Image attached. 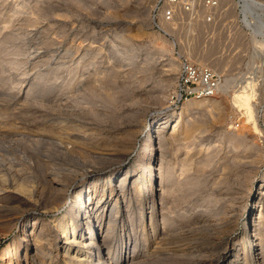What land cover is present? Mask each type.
<instances>
[{"label":"rangeland","instance_id":"rangeland-1","mask_svg":"<svg viewBox=\"0 0 264 264\" xmlns=\"http://www.w3.org/2000/svg\"><path fill=\"white\" fill-rule=\"evenodd\" d=\"M182 1L198 15L179 9L164 33L155 0H0V264H68L60 225L96 186L119 255L245 264L246 246L264 264V0H222L209 22ZM184 58L223 76L218 108H171ZM248 81L246 116L233 97Z\"/></svg>","mask_w":264,"mask_h":264},{"label":"bare ground","instance_id":"bare-ground-1","mask_svg":"<svg viewBox=\"0 0 264 264\" xmlns=\"http://www.w3.org/2000/svg\"><path fill=\"white\" fill-rule=\"evenodd\" d=\"M221 2H222V0H221ZM180 69H181V67H180ZM223 84H224V82L221 81V85H223ZM254 85L255 84L253 82H249L248 85L246 87H244L242 91L234 94V97H233L234 104L240 108H243L245 110L246 114H248L246 116L253 114V107H254L253 106V99H254L255 93H256ZM214 96H216V95H214ZM214 96H212V97L214 98ZM212 97L191 98V99L182 103L183 111L189 110L188 109L189 107L187 106L188 101L194 100V99L200 100V102H199L200 107L206 108L208 110L209 109L214 110L215 108L219 107V102L216 99H213ZM250 117H249V119L254 122L255 121L254 118L252 119V116H250ZM255 126H257V125L255 124ZM189 127H190V125H187V128H189ZM172 137H174V136H172ZM91 180H92V178H90L88 181H91ZM125 185H126V183H124L123 186L121 183V187L119 190L111 188L112 192H115V191L117 192L118 196L116 197L117 198L116 202L117 201L119 202L120 200H122V201H124V203H127V200H126L127 195L125 193L126 192L125 191ZM99 191H100V189H98L96 186L94 188V193H90L87 196V199L85 196H83L81 194H76L77 195V203L81 205L78 212L75 213L76 217H74L72 219V221L69 222L67 225L64 224L63 222L60 225V229H61V231H63L64 238H65L64 242H62V246H63L64 251H62L61 253H62V255H64L63 258L66 259L68 264H104L105 262H109L110 264H138V263L142 264V262H145L146 261L145 259H148V257L152 253H154L155 250L152 251L151 248H148V250L145 251L143 254H141L139 257L137 255L130 256V252L128 253L129 246L127 243H125L122 246L123 250H121L122 252L120 253V255L117 253L118 248L116 251V242H115L117 240V236L114 235L115 228H114L113 223H115L117 221L116 216L118 215V212L115 213V215H112L114 218V221L113 220L107 221V217H106L105 213L107 210L108 203L110 204V202H103L102 203L101 197L100 198L96 197L97 194L99 193ZM18 192H21V194H24V195L28 196L29 198L34 197V192L32 190H30V188H28V187L26 188L24 186H20L18 188ZM95 200H97V202H95ZM106 201H110V200L108 199ZM162 201H163V197H161V202ZM153 209H154V207H153ZM108 212H109V210H108ZM151 216L152 217H151V221H150L151 222L150 226H151V230H152L151 234H153V235H152V237H151V235H150V237H148V239H147L148 241H150V239H156L157 236L159 235L157 227H156L155 216H154V214ZM109 217H111V216H109ZM167 222L168 221H166L164 223L168 224ZM106 227H107V230L105 229ZM258 231H259V229L254 230V232L251 234L252 239L258 238ZM27 233H29V232H27ZM31 233L32 234H30L29 237L26 236L25 240L28 242V239L32 238L30 240V242L33 241L35 244L34 246H36L38 248L36 250L37 254L41 250L44 251L45 250V245L43 243L44 241H43V238L40 237V235H38L37 229L33 228ZM147 245H148V243H147ZM156 245H158V243H156ZM157 247L158 246H156V248ZM95 248H98V249L103 248L104 251L102 252L99 250L100 252L97 251V253H96ZM156 248H153V249H156ZM244 250H245V253H244L245 254V256H244L245 257V259H244L245 264H256L255 260H254L255 257L253 256V253H249V249L246 248V246H245ZM229 252H230L229 249L225 250V253L222 254V257L220 258L218 264H224L223 260L225 259V256L227 254H229ZM257 255H259V254H257ZM136 256H137V258H136ZM27 260H28V254H27ZM134 261H135V263H134Z\"/></svg>","mask_w":264,"mask_h":264},{"label":"built area","instance_id":"built-area-1","mask_svg":"<svg viewBox=\"0 0 264 264\" xmlns=\"http://www.w3.org/2000/svg\"><path fill=\"white\" fill-rule=\"evenodd\" d=\"M201 6L208 11L204 17L208 22L213 21L212 11L220 7L221 0H200ZM187 13L198 15L200 9H195L190 1L182 0H155L153 7V27L159 32L166 33L167 23H174L179 9ZM248 8V7H247ZM212 15H211V14ZM215 15V14H214ZM222 75L210 66L199 65L194 61L182 59L181 69L174 86L170 90L169 105L172 109L179 108L183 102L191 98H204L216 95L221 87ZM235 125H239L236 122Z\"/></svg>","mask_w":264,"mask_h":264}]
</instances>
